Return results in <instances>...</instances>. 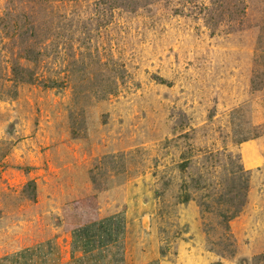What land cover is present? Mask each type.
<instances>
[{"label":"rangeland","instance_id":"1","mask_svg":"<svg viewBox=\"0 0 264 264\" xmlns=\"http://www.w3.org/2000/svg\"><path fill=\"white\" fill-rule=\"evenodd\" d=\"M118 214L122 264H264V0H0V257Z\"/></svg>","mask_w":264,"mask_h":264},{"label":"crops","instance_id":"2","mask_svg":"<svg viewBox=\"0 0 264 264\" xmlns=\"http://www.w3.org/2000/svg\"><path fill=\"white\" fill-rule=\"evenodd\" d=\"M125 214L80 224L0 257V264H122Z\"/></svg>","mask_w":264,"mask_h":264}]
</instances>
